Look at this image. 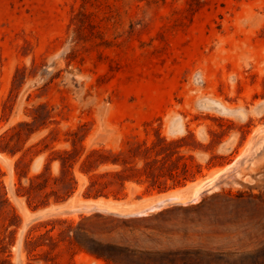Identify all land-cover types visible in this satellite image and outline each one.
<instances>
[{
    "label": "rangeland",
    "instance_id": "obj_1",
    "mask_svg": "<svg viewBox=\"0 0 264 264\" xmlns=\"http://www.w3.org/2000/svg\"><path fill=\"white\" fill-rule=\"evenodd\" d=\"M158 133L202 173L84 195L87 152ZM0 135V264H264V0H0ZM63 149L75 189L34 207Z\"/></svg>",
    "mask_w": 264,
    "mask_h": 264
},
{
    "label": "trees",
    "instance_id": "obj_2",
    "mask_svg": "<svg viewBox=\"0 0 264 264\" xmlns=\"http://www.w3.org/2000/svg\"><path fill=\"white\" fill-rule=\"evenodd\" d=\"M27 125V122H17L16 125ZM13 125L11 129H15ZM31 129L28 134L32 133ZM14 135L20 137L18 130ZM3 135H0V139ZM44 136L41 140H44ZM176 140H167L159 133L155 138L128 146L125 150L117 152L103 149H91L85 154L80 163V170L88 174V183L84 189L86 197L107 195L110 192L117 196L119 188H123L126 181H135L144 185L146 191H165L177 185H183L187 180H193L202 173V165L194 162L188 163L186 157L178 153L175 146ZM0 145V151L10 150L14 153L17 149ZM42 149H38L36 153ZM46 157L40 171L28 176L27 184L19 183L21 193L26 195L27 202L33 206L48 204L53 201L65 200L75 189L76 179L73 174V150H55ZM23 159L21 155L15 162V168ZM56 160L59 164L57 175L49 172V164ZM214 163H208L209 168ZM108 166L97 170L100 166ZM18 178L26 176L16 170ZM51 180V181H50ZM167 180H171L168 184ZM55 185V188H51ZM50 187V190L47 188ZM98 199V198H96ZM49 230V229H48Z\"/></svg>",
    "mask_w": 264,
    "mask_h": 264
},
{
    "label": "bare ground",
    "instance_id": "obj_3",
    "mask_svg": "<svg viewBox=\"0 0 264 264\" xmlns=\"http://www.w3.org/2000/svg\"><path fill=\"white\" fill-rule=\"evenodd\" d=\"M228 167V166H227ZM227 167L225 168V167H223V168H219L218 170H216L215 172H213L212 174H210V175H208V176H206V178H208V177H215L218 173H220V172H223L225 169H227ZM203 180H204V178L202 179V182H203ZM202 182L201 183H199L195 188H194V193H197L200 189H202L201 188V184H202ZM177 194H175V196H176ZM175 196H171V197H168V198H165L163 201H166V200H169V199H171V198H173V197H175ZM87 201H90V203L92 204V205H97V206H100L101 204H103V205H106V206H108V207H110V206H113V207H117V205H119V203L118 202H113V203H111L110 202V200H103V199H101V198H98V199H90V200H87ZM160 201V200H159ZM158 201V202H159ZM161 203V202H160ZM164 203V202H163ZM60 206V205H59ZM151 206V205H150ZM152 206H153V204H152ZM151 206V207H152ZM154 207V206H153ZM50 208V207H49ZM56 208V207H55ZM48 210V209H47ZM52 210V209H51ZM50 210V211H51ZM48 212V211H47ZM52 212V211H51ZM40 214H41V212H40ZM45 214V213H44Z\"/></svg>",
    "mask_w": 264,
    "mask_h": 264
},
{
    "label": "water",
    "instance_id": "obj_4",
    "mask_svg": "<svg viewBox=\"0 0 264 264\" xmlns=\"http://www.w3.org/2000/svg\"><path fill=\"white\" fill-rule=\"evenodd\" d=\"M234 164H235V162H232L231 164H229L227 169L232 168L234 166ZM223 174H224V171L218 173L215 177H208V178L204 177V180H203V182L201 184V188H202L201 190L202 191H207V190L211 189L214 186L215 181L219 177H221ZM104 208H107V207H104Z\"/></svg>",
    "mask_w": 264,
    "mask_h": 264
}]
</instances>
